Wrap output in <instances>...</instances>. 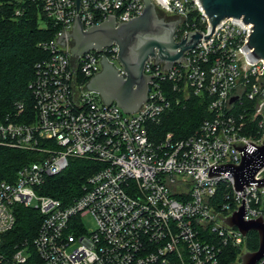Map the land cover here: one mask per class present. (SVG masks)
Wrapping results in <instances>:
<instances>
[{"label": "built area", "instance_id": "2783aa9c", "mask_svg": "<svg viewBox=\"0 0 264 264\" xmlns=\"http://www.w3.org/2000/svg\"><path fill=\"white\" fill-rule=\"evenodd\" d=\"M42 2L61 30L39 44L48 56L36 63L29 83L32 112L20 101L14 113L0 118V155L19 149L36 158L0 177V264H242L249 233L224 219L243 204L246 220L264 219V186H245L244 196V190L234 188L232 174L208 175L212 165L242 160L235 146L264 138L246 134L249 120L263 116L264 108V59L252 62L243 49L254 24L222 20L170 70L151 58L145 70L152 76L148 99L138 111L126 113L88 88L102 70L103 56L125 75L119 46L74 58L70 40L61 44L58 38L72 31L77 15L85 28L111 15L123 22L142 13L144 0H81L79 7L77 0ZM153 2L181 19L176 40L194 30L209 34L200 0ZM170 91L178 94L177 101L192 93L208 98L212 114L188 137L167 134L155 141L149 125L171 107ZM72 157L103 167L88 178L81 195L65 204L40 189ZM263 177L264 170L257 178ZM222 185L226 199L218 201ZM21 205L37 209L42 221L34 239L11 242L5 236L14 229ZM86 214L93 215L96 229L85 227L81 218ZM233 248L241 250L234 263L228 251Z\"/></svg>", "mask_w": 264, "mask_h": 264}, {"label": "water", "instance_id": "95a60500", "mask_svg": "<svg viewBox=\"0 0 264 264\" xmlns=\"http://www.w3.org/2000/svg\"><path fill=\"white\" fill-rule=\"evenodd\" d=\"M210 26L209 34L200 31L187 32V36L176 40L177 26L180 18L172 19L164 16L153 0H144L142 13L127 21L117 22L115 16L85 28L83 21L76 16L71 32L58 38V42H71V54L78 58L91 49L102 50L114 43L119 46L118 60L123 65L125 75L103 55L102 70L88 82V88L100 94L106 104L116 102L126 113L138 111L147 101L152 76L146 74V65L153 58L155 63L163 64L167 70L175 63L186 60L185 53L191 50L202 37L212 36L216 27L228 17L242 18V22L254 24L249 41L243 46L249 51L248 57L254 60L264 59V0H200ZM81 0H77L78 7ZM248 38V37H247ZM251 50V51H250ZM187 62V61H186ZM264 117V108H263ZM235 146V144H233ZM242 155L239 163L212 165L209 177L232 174L234 188L244 190L245 186H264V177L257 178L264 170V138L261 143H248L235 146ZM246 192L244 190V196ZM245 205L224 219L231 227H238L244 235L251 231L259 234V249L248 251L242 256V264H258L264 257V219L262 217L246 220Z\"/></svg>", "mask_w": 264, "mask_h": 264}, {"label": "trees", "instance_id": "16d2710c", "mask_svg": "<svg viewBox=\"0 0 264 264\" xmlns=\"http://www.w3.org/2000/svg\"><path fill=\"white\" fill-rule=\"evenodd\" d=\"M18 10L20 14H17ZM191 19L194 20L193 17ZM60 30L61 26L47 17L42 0H0V118L14 113L15 104L20 101L25 102L26 109L32 112L34 98L29 83L34 77L36 63L48 56L39 44L55 39ZM170 95L174 101L163 114L162 122L149 125L150 136L155 141L170 132L176 138L188 137L212 114L210 100L206 97L192 93L184 104H176L178 94L170 91ZM262 120L261 115L250 119L246 134L260 140L264 136V127L260 125ZM34 159V154L26 150L3 151L0 155V177H5L8 172L14 173L22 164ZM102 167L103 164L96 160L72 157L68 167L62 173L49 177L40 191L68 204L82 194L88 178ZM226 192L222 185L217 200L224 201ZM41 221L42 216L37 209L18 206L15 227L5 238L11 242L34 239ZM259 244L258 232H249L247 249L257 251ZM228 251L229 261L236 262L241 250L233 248Z\"/></svg>", "mask_w": 264, "mask_h": 264}, {"label": "rangeland", "instance_id": "374dc122", "mask_svg": "<svg viewBox=\"0 0 264 264\" xmlns=\"http://www.w3.org/2000/svg\"><path fill=\"white\" fill-rule=\"evenodd\" d=\"M161 13H162L163 15L165 14L163 11H161ZM167 16H168V15H167ZM42 25L44 26V24H42ZM117 64H118V62L116 63V65H117ZM187 99H188V98L182 97V98H180V101H176V104H184V103L186 102ZM160 122H162V117H161L160 121L157 122V123H160ZM168 134H172V133L170 132V133H168ZM31 205H32L33 207H36V206L38 205V201H37V200H34V201L31 203ZM81 219H82V221H83L85 227H86L89 231H91V230H93V229H96V227H97V223H96L95 218L93 217L92 214H86V215H84Z\"/></svg>", "mask_w": 264, "mask_h": 264}, {"label": "flooded vegetation", "instance_id": "af4514ba", "mask_svg": "<svg viewBox=\"0 0 264 264\" xmlns=\"http://www.w3.org/2000/svg\"><path fill=\"white\" fill-rule=\"evenodd\" d=\"M164 16L168 17V18H172V19H177V16H167L166 14H164Z\"/></svg>", "mask_w": 264, "mask_h": 264}]
</instances>
